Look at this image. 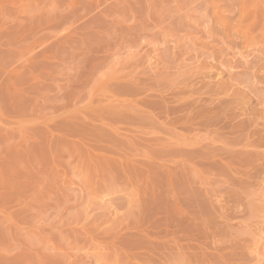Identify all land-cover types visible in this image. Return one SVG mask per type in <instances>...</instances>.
Wrapping results in <instances>:
<instances>
[{
	"label": "rangeland",
	"instance_id": "1",
	"mask_svg": "<svg viewBox=\"0 0 264 264\" xmlns=\"http://www.w3.org/2000/svg\"><path fill=\"white\" fill-rule=\"evenodd\" d=\"M0 264H264V0H0Z\"/></svg>",
	"mask_w": 264,
	"mask_h": 264
}]
</instances>
